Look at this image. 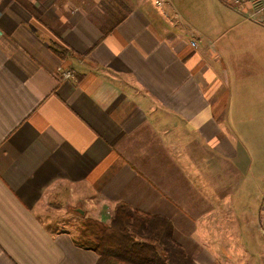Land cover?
<instances>
[{"label":"crops","instance_id":"1","mask_svg":"<svg viewBox=\"0 0 264 264\" xmlns=\"http://www.w3.org/2000/svg\"><path fill=\"white\" fill-rule=\"evenodd\" d=\"M160 1L0 0V264H97L78 235L121 204L197 264H250L219 177L264 167V16ZM56 199L77 227L45 221Z\"/></svg>","mask_w":264,"mask_h":264},{"label":"trees","instance_id":"2","mask_svg":"<svg viewBox=\"0 0 264 264\" xmlns=\"http://www.w3.org/2000/svg\"><path fill=\"white\" fill-rule=\"evenodd\" d=\"M78 235L97 264H197L174 237L170 220L118 205L111 220H85Z\"/></svg>","mask_w":264,"mask_h":264},{"label":"rangeland","instance_id":"3","mask_svg":"<svg viewBox=\"0 0 264 264\" xmlns=\"http://www.w3.org/2000/svg\"><path fill=\"white\" fill-rule=\"evenodd\" d=\"M176 2L179 3L181 9L190 13L188 15H192L194 21L199 22L200 20L203 23L206 22L205 18L223 22L225 18H223L224 5L222 4L233 8L222 0H176ZM221 179L227 181L226 185L232 186V202L235 203L237 209H234V214L237 213L235 218L232 216V220L230 217L226 219L229 225L232 223L234 231L231 235L228 233L230 239L227 240V246L224 248L232 254L234 259L239 257L250 264H264V235L260 228L259 218V210L264 198V167L251 171L247 177L233 175L232 177L221 176L219 180ZM61 204L62 201L56 199L47 206L46 211L50 212L52 219L45 221L55 230L77 227L81 220H79L80 214L75 211L74 207H69L68 212H63L62 217H57V209H61L59 208Z\"/></svg>","mask_w":264,"mask_h":264},{"label":"built area","instance_id":"4","mask_svg":"<svg viewBox=\"0 0 264 264\" xmlns=\"http://www.w3.org/2000/svg\"><path fill=\"white\" fill-rule=\"evenodd\" d=\"M226 3H228L233 8L242 10L243 12H246L247 14L251 16H264V0H222ZM157 5L161 6L162 2L160 0H156ZM192 45H197L195 41H192ZM73 76L72 70H66L64 72V76ZM260 228L264 235V198H263V204L261 207L260 212Z\"/></svg>","mask_w":264,"mask_h":264},{"label":"water","instance_id":"5","mask_svg":"<svg viewBox=\"0 0 264 264\" xmlns=\"http://www.w3.org/2000/svg\"><path fill=\"white\" fill-rule=\"evenodd\" d=\"M83 213V210H80Z\"/></svg>","mask_w":264,"mask_h":264}]
</instances>
